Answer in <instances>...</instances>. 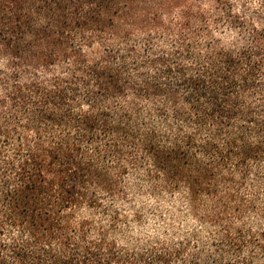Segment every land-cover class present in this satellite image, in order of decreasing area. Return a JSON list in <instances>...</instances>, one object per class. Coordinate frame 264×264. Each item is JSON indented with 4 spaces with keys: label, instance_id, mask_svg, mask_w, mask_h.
Returning <instances> with one entry per match:
<instances>
[{
    "label": "trees",
    "instance_id": "trees-1",
    "mask_svg": "<svg viewBox=\"0 0 264 264\" xmlns=\"http://www.w3.org/2000/svg\"><path fill=\"white\" fill-rule=\"evenodd\" d=\"M211 2L242 44L190 0L175 22V0H0V264H174L182 248L112 238L105 199L133 168L242 249L228 217L264 219L240 196L264 188V26ZM161 35L170 51L152 48ZM249 237L264 252V231Z\"/></svg>",
    "mask_w": 264,
    "mask_h": 264
},
{
    "label": "rangeland",
    "instance_id": "rangeland-1",
    "mask_svg": "<svg viewBox=\"0 0 264 264\" xmlns=\"http://www.w3.org/2000/svg\"><path fill=\"white\" fill-rule=\"evenodd\" d=\"M232 3L236 15L244 18L246 29L255 16L261 18L264 26V0H228ZM177 5L173 8L166 20L175 22L180 9L187 0H175ZM190 2L208 12V29L216 31L218 38L225 44H242L245 40L238 28L231 26L225 19L224 10H215L211 0H190ZM215 14V16H214ZM207 29V27H206ZM171 40L169 36L161 35L155 38L151 45L154 50L168 48ZM137 48L143 50V44L137 43ZM1 60V59H0ZM0 61V67L2 65ZM250 183V181H249ZM124 199H105L109 210L119 213L117 226L112 238L119 248L130 251H139L153 247H166L169 249H183L182 256L175 259L174 264H185L194 253H200L201 264H264V252L257 246L250 245V232L264 231V219L246 208L241 218L228 217L234 231L240 233L242 249L234 252L231 247L223 245L219 234L223 232L222 226H216L208 221L197 219L191 213L183 194L178 192H152L151 184L145 178L142 170H131L124 181ZM244 200L252 197L257 200V207L264 208V188L257 191L244 188L240 194ZM106 220V219H105ZM107 224L109 222L106 220Z\"/></svg>",
    "mask_w": 264,
    "mask_h": 264
}]
</instances>
